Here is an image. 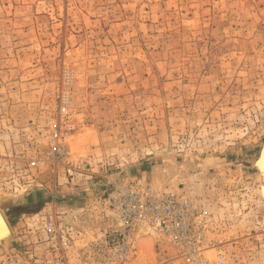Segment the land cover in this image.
<instances>
[{"label":"rangeland","instance_id":"rangeland-1","mask_svg":"<svg viewBox=\"0 0 264 264\" xmlns=\"http://www.w3.org/2000/svg\"><path fill=\"white\" fill-rule=\"evenodd\" d=\"M263 152L264 0H0V264H264ZM137 185L188 245L126 228Z\"/></svg>","mask_w":264,"mask_h":264},{"label":"built area","instance_id":"built-area-1","mask_svg":"<svg viewBox=\"0 0 264 264\" xmlns=\"http://www.w3.org/2000/svg\"><path fill=\"white\" fill-rule=\"evenodd\" d=\"M61 115L64 117L69 115L67 103L61 107ZM68 122H56L51 127L49 136L54 143V152H60L65 147L67 133L75 130L74 125ZM139 187L140 185H137L134 189ZM140 188L142 191H130L125 201H122V206L125 205L130 213V221L126 228L132 232L138 225L137 222H140L141 225L145 224L150 229L162 234L176 246L188 245L185 241L189 237L194 214L190 204L173 195L156 193L150 187ZM204 215H207L206 212L200 214L201 221ZM126 236L128 239L124 240L122 244H114L110 250L109 261L102 264H120L126 261L131 248L130 234L129 236L126 234Z\"/></svg>","mask_w":264,"mask_h":264},{"label":"bare ground","instance_id":"bare-ground-1","mask_svg":"<svg viewBox=\"0 0 264 264\" xmlns=\"http://www.w3.org/2000/svg\"><path fill=\"white\" fill-rule=\"evenodd\" d=\"M258 165L264 169V152L260 160L258 161ZM10 226L4 217L3 213L0 210V248L6 252H9L8 245L10 244L9 237L11 236ZM138 245L144 255H152L155 247V237L153 235H146L145 237H141L139 239Z\"/></svg>","mask_w":264,"mask_h":264}]
</instances>
